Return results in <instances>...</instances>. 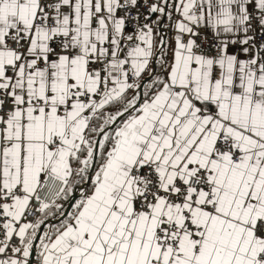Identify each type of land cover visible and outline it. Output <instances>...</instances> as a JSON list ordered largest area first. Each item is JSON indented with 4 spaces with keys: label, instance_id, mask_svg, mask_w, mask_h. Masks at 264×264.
Wrapping results in <instances>:
<instances>
[{
    "label": "snow or ice",
    "instance_id": "snow-or-ice-1",
    "mask_svg": "<svg viewBox=\"0 0 264 264\" xmlns=\"http://www.w3.org/2000/svg\"><path fill=\"white\" fill-rule=\"evenodd\" d=\"M0 264H264V0H0Z\"/></svg>",
    "mask_w": 264,
    "mask_h": 264
}]
</instances>
